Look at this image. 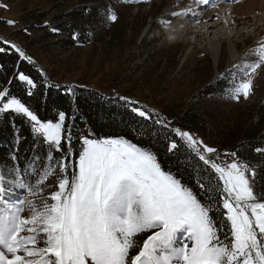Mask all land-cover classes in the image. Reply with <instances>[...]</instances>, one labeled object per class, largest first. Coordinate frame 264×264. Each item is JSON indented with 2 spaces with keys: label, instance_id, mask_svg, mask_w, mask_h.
<instances>
[{
  "label": "snow or ice",
  "instance_id": "6c2138e0",
  "mask_svg": "<svg viewBox=\"0 0 264 264\" xmlns=\"http://www.w3.org/2000/svg\"><path fill=\"white\" fill-rule=\"evenodd\" d=\"M196 2L218 7L215 0ZM106 13L108 21H117L111 8ZM194 13L187 8L172 15ZM3 43L20 61L34 63L18 45ZM248 55L253 58L234 66L236 76L226 89L237 102L254 92L258 70L264 69V44ZM14 81L28 86V96L37 87L18 68L8 84ZM0 88V115L20 117L33 138L22 154L26 137L14 125L10 163L0 162V264H264L259 162L238 157L236 150L221 154L154 109L117 94L126 110L155 126L153 134L165 133L169 153L183 147L185 160L197 162L191 170L206 196L202 201L149 148L123 136L77 132L78 108L71 114L58 110L55 120L45 121L10 87L0 82ZM137 134L149 132L142 125ZM255 151L264 156V148Z\"/></svg>",
  "mask_w": 264,
  "mask_h": 264
},
{
  "label": "rangeland",
  "instance_id": "374dc122",
  "mask_svg": "<svg viewBox=\"0 0 264 264\" xmlns=\"http://www.w3.org/2000/svg\"><path fill=\"white\" fill-rule=\"evenodd\" d=\"M89 1L0 0V5L7 6H0V36L31 56L53 82L126 96L163 116L175 117L193 107L215 113L227 128L239 117L242 128L247 117L255 120V114L248 112L260 108L264 114V69L258 70L249 99L237 102L226 92L236 76L234 66L251 60L248 54L264 44V9L257 0H215L218 7L214 11L221 14L218 19L229 24L225 34L216 28L200 34L199 25L206 28L210 20L189 15L185 25L191 29L181 35L177 29L184 25L183 15L172 13L195 9L196 0H101L103 5L87 25L90 33L85 39L67 49L54 44L60 36L47 31L55 29V17ZM205 6L195 12H207ZM108 8L117 14V21L106 19ZM158 8L156 16H151ZM9 20L15 23H6ZM220 79L222 96L196 98L207 84ZM146 236L137 239L142 242Z\"/></svg>",
  "mask_w": 264,
  "mask_h": 264
},
{
  "label": "trees",
  "instance_id": "16d2710c",
  "mask_svg": "<svg viewBox=\"0 0 264 264\" xmlns=\"http://www.w3.org/2000/svg\"><path fill=\"white\" fill-rule=\"evenodd\" d=\"M102 1L91 0L75 9H71L61 16L55 17L56 31H47L48 35L60 36L53 42L62 49L73 46L80 39H85L89 22L95 18ZM159 8L152 11L151 16H156ZM82 33V37L81 34ZM5 39L0 36V47L6 49L0 52V65L3 71L0 72V82L4 88L10 87L11 92L21 98L32 110H34L42 120H55L58 110H64L71 114V111L78 108L80 119L76 122V131L83 132L91 129L97 136H123L139 146L149 148L153 151L162 167L175 173L182 182L196 192L199 199L206 201V196L196 186L193 180L192 165L197 163L193 160L188 163L185 160V150L181 147L175 154L167 151V140L163 131H156L155 126L150 122L136 117L126 110L123 101L115 99L116 96L108 95L96 89L80 86L74 83H56L51 81L35 62L20 61L18 55L8 44H4ZM138 46V45H136ZM139 48V47H136ZM17 68L34 80L37 87L32 89L33 95L28 96V86L18 81L11 85L8 80L12 78ZM207 84L196 98L207 99L210 97L222 96L224 83L221 81ZM72 87V92L69 88ZM3 90V88H0ZM141 105V104H140ZM149 109V108H148ZM258 111H255L257 110ZM248 113L255 114L247 117L246 124L239 128V121L236 118L235 125L227 128L223 122L217 119L215 113H208L207 110H196L193 107L187 108L182 114L172 117L165 115L168 120H172L173 126L181 127L183 130L190 131L204 141L208 146L216 147L218 151L224 152L237 151L238 157L251 161L259 162L264 167V156L257 154V147L264 148V114L259 112L260 108ZM221 118V117H220ZM14 125L19 128L20 133L26 137L21 145V153L29 152L32 145V134L29 127L22 119L14 113L0 115V162H8L9 153L13 149ZM148 129L149 134L140 136L137 129L141 126ZM77 149L79 145H76ZM264 189V182L258 185L257 191Z\"/></svg>",
  "mask_w": 264,
  "mask_h": 264
},
{
  "label": "bare ground",
  "instance_id": "6f19581e",
  "mask_svg": "<svg viewBox=\"0 0 264 264\" xmlns=\"http://www.w3.org/2000/svg\"><path fill=\"white\" fill-rule=\"evenodd\" d=\"M221 2V1H220ZM257 2L262 6V9H264V0H257ZM222 3V2H221ZM246 3V2H245ZM198 6H199V8H200V6L201 5H197L196 7H194L195 9H198ZM205 8H207V10H205V11H207V12H198L199 11V9H198V11H196L195 13H194V15H199L198 17H200V19L201 20H210V23L207 25V27L206 28H204V27H202L201 26V24L199 25V27L200 28H198L199 29V33L200 34H204L205 33V31H207V29H209V28H216L217 30H222L221 32H223L224 33V29L229 25V24H227V22L225 21V20H223V19H218V21H217V16L218 17H220L221 16V14H219V12L216 10V11H214V7H212L211 6V4H209V5H206L205 6ZM202 9V8H201ZM203 11V10H202ZM190 16H194L193 14H189ZM189 15H187V16H182V22H183V26H182V28H178L177 29V34H183L184 32H186V31H189V29H191V26H186L185 24L187 23V21H188V18L187 17H189ZM181 22V23H182ZM223 24V25H222ZM252 24H255V22H253ZM222 25V26H221ZM171 28V27H170ZM257 28V27H256ZM255 28V29H256ZM219 32V31H218ZM259 32V31H258ZM225 34V33H224ZM236 33H234L233 35H235ZM222 39V38H221Z\"/></svg>",
  "mask_w": 264,
  "mask_h": 264
},
{
  "label": "built area",
  "instance_id": "2783aa9c",
  "mask_svg": "<svg viewBox=\"0 0 264 264\" xmlns=\"http://www.w3.org/2000/svg\"><path fill=\"white\" fill-rule=\"evenodd\" d=\"M89 31H90V29L87 32L90 33Z\"/></svg>",
  "mask_w": 264,
  "mask_h": 264
}]
</instances>
